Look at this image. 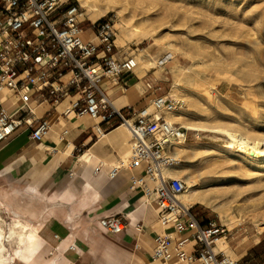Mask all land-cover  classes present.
<instances>
[{
	"label": "built area",
	"instance_id": "2783aa9c",
	"mask_svg": "<svg viewBox=\"0 0 264 264\" xmlns=\"http://www.w3.org/2000/svg\"><path fill=\"white\" fill-rule=\"evenodd\" d=\"M84 24L91 33L85 41ZM114 37L110 19L85 23L78 0H0V146L20 130L41 141L50 130L44 115L36 113L42 105L64 104L63 117L95 121V139L121 127L129 136V156L118 168L144 166L143 175L131 178L130 185L141 190L143 205L155 206L162 229L155 238L152 261L238 264L218 250L226 229L196 217L193 207L179 201L185 183L167 175L182 163L173 148L186 143L188 131L165 116L182 110L184 102L161 94L156 83L145 80L146 105L120 111L100 89L103 82L124 86L137 68L134 57L120 54ZM124 222V217H112L106 229L117 235Z\"/></svg>",
	"mask_w": 264,
	"mask_h": 264
},
{
	"label": "rangeland",
	"instance_id": "374dc122",
	"mask_svg": "<svg viewBox=\"0 0 264 264\" xmlns=\"http://www.w3.org/2000/svg\"><path fill=\"white\" fill-rule=\"evenodd\" d=\"M94 1L97 6L114 3L102 18L112 21L120 54L135 58L137 78L152 80L166 95L174 82L172 67H176L181 83L169 95L182 100L184 108L175 114L185 116L188 124L233 130L264 145V0ZM78 2L87 23L90 12ZM87 27L82 25L83 41L90 39ZM118 28H136L145 39L124 40L119 47L117 39H123ZM170 52L173 58L156 66ZM161 68L162 79H158L156 72ZM228 143L219 133L188 131L191 157L178 168H185L187 177L197 181L198 190L207 196L220 195L215 203L222 213L196 204L227 231L218 250L238 264H264V164L235 156L225 149ZM2 201L22 217L32 214V221L42 220L45 205L39 198L5 193ZM0 216L10 221L7 210H1Z\"/></svg>",
	"mask_w": 264,
	"mask_h": 264
},
{
	"label": "crops",
	"instance_id": "0c3cea01",
	"mask_svg": "<svg viewBox=\"0 0 264 264\" xmlns=\"http://www.w3.org/2000/svg\"><path fill=\"white\" fill-rule=\"evenodd\" d=\"M124 84L103 82L100 89L120 111L144 107L143 79L134 74ZM63 107L36 108L50 125L41 141L20 130L0 146V211L7 210L10 221L0 220L6 226L13 221L26 225L35 236L29 249L3 240L0 264H163L151 259L155 238L162 232L156 208L143 205L141 190L130 185L131 178L143 175L144 166L118 168L128 161L127 132L119 127L95 139L96 122L63 117ZM114 168L117 173L110 177ZM5 193L39 198L45 205L42 220L9 210L2 201ZM192 212L208 219L206 209L194 205ZM112 217L125 219L117 235L106 229Z\"/></svg>",
	"mask_w": 264,
	"mask_h": 264
},
{
	"label": "bare ground",
	"instance_id": "6f19581e",
	"mask_svg": "<svg viewBox=\"0 0 264 264\" xmlns=\"http://www.w3.org/2000/svg\"><path fill=\"white\" fill-rule=\"evenodd\" d=\"M82 5L84 8L87 9L89 15L87 16V20L93 22L98 21L100 18L104 16V13L107 11L113 10L112 5L114 3H108L105 4V6H97L96 2L94 0H81ZM118 32L120 33V37L123 39H117V44H119V47H123L124 40L126 42H130L131 39H135L136 41H139L140 38L142 40L145 39V35L143 33H140L136 28H132L127 30L126 28H118ZM154 40V38H151ZM155 41V40H154ZM156 43V42H154ZM167 49H171L172 47L170 45L167 46ZM173 53L176 54L177 51L172 50ZM173 53H166L165 57L158 61L156 66L162 67L164 64L168 63L169 60L173 58ZM147 59V58H146ZM170 63V62H169ZM187 71V70H185ZM162 72V68L159 69L156 72V75L158 76V79H162L160 74ZM179 74L176 71V67H172V77H173V85L171 87L170 93H174L176 87H178V81L180 79ZM184 79L187 78V76H183ZM181 83V81H179ZM165 120L169 123H178L181 125V127L186 131L196 132L199 133H219L222 135H225L227 139L230 141L227 145H225V149L232 151L231 153L235 156H239L244 160H250L255 162L256 165L258 164H264V145H261L258 143V141L252 139L250 140L248 137H246L243 134H238L235 131H216V130H209L207 128L198 126V125H191L186 122L185 116L182 114H166ZM191 146L187 145L186 143L179 142L176 143L173 148V154L180 160H186L191 157L190 152ZM183 161V162H184ZM180 167V166H178ZM176 167L173 170L168 171L169 177H176L180 178L185 183V192L179 197V201L186 207H193L196 204L205 206L207 208H212L217 213H222L224 210L219 206V204H216L215 201L220 197L217 193H209L210 196H207L208 194L205 192H202L201 190H198L197 188V181H194L192 179H189L187 177L188 173L185 168H178ZM180 170H178V169ZM27 226L20 224L16 221H13L9 225H5L3 221L0 220V252L2 250V242L10 241L14 243L16 246H19L20 244L25 245V249H29L33 242L35 241L34 233L31 231H26Z\"/></svg>",
	"mask_w": 264,
	"mask_h": 264
},
{
	"label": "trees",
	"instance_id": "16d2710c",
	"mask_svg": "<svg viewBox=\"0 0 264 264\" xmlns=\"http://www.w3.org/2000/svg\"><path fill=\"white\" fill-rule=\"evenodd\" d=\"M259 246H260V245H259ZM259 246H258V247H259Z\"/></svg>",
	"mask_w": 264,
	"mask_h": 264
}]
</instances>
